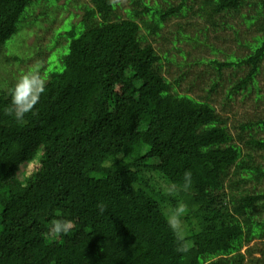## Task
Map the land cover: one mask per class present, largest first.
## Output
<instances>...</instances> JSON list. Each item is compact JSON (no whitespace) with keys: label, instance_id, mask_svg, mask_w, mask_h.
I'll list each match as a JSON object with an SVG mask.
<instances>
[{"label":"trees","instance_id":"obj_1","mask_svg":"<svg viewBox=\"0 0 264 264\" xmlns=\"http://www.w3.org/2000/svg\"><path fill=\"white\" fill-rule=\"evenodd\" d=\"M36 1L0 0V54L39 23L25 18ZM131 1L142 12L129 18L112 0H89L63 22V70L43 78L23 122L6 114L13 87L0 92V264H264V190L240 187L244 172L264 180V160L252 155H264V119L240 125L237 144L214 106L172 89L161 56L139 42L138 21L150 11L160 23L185 3L162 12ZM243 1L203 0L201 10L212 22ZM263 59L264 40L229 98ZM187 171L192 185L182 189ZM181 203L185 254L167 223ZM57 218L74 223L58 238L48 234ZM255 239L262 244L243 253Z\"/></svg>","mask_w":264,"mask_h":264},{"label":"rangeland","instance_id":"obj_2","mask_svg":"<svg viewBox=\"0 0 264 264\" xmlns=\"http://www.w3.org/2000/svg\"><path fill=\"white\" fill-rule=\"evenodd\" d=\"M88 1L38 0L28 8L25 18L37 19L39 23L23 27V33L18 38L14 36L12 44L9 41L7 46L11 45L2 50L0 92L10 90L25 74L38 72L43 79L50 73L63 70L67 40L57 30L64 21L78 15L80 7ZM180 1L143 0V5L163 12L167 2L177 5ZM182 1L185 3L182 10L166 16L160 23L158 13H143L142 22L138 21L139 42L143 46L150 44L161 56L159 70L172 89L215 107L227 120L236 142L240 125L264 119V59L248 83L228 97L232 86L250 71V65L243 62L264 40V0H244L237 11L214 15L212 22L207 20L209 7L204 6L201 10L203 0ZM111 4L113 10L124 18L132 17L136 11L142 12V8H132L131 0H112ZM219 63L227 66L220 68ZM240 147L245 154L250 153L248 148ZM252 155L255 163L264 160L262 152ZM233 172L231 170L230 177ZM241 177L246 180L240 185L241 190L250 193L264 190V180L258 181L245 172ZM231 179L226 185H232ZM253 232L259 234L262 230L259 227ZM261 241L253 240L243 247L242 252L249 247H259Z\"/></svg>","mask_w":264,"mask_h":264},{"label":"clouds","instance_id":"obj_3","mask_svg":"<svg viewBox=\"0 0 264 264\" xmlns=\"http://www.w3.org/2000/svg\"><path fill=\"white\" fill-rule=\"evenodd\" d=\"M44 80L38 72L28 73L21 76L11 89V104L6 109V114L13 117L17 122H23L27 113L33 111L44 92ZM182 189H190L192 185V173H184ZM98 208L101 213L106 211V205L100 204ZM187 211V205L181 203L174 211L167 215V223L172 230L177 241V252L185 254L189 248L185 241V232L181 227L182 216ZM74 228L72 220L67 218H57L51 222L48 234L54 237H60L69 234Z\"/></svg>","mask_w":264,"mask_h":264}]
</instances>
